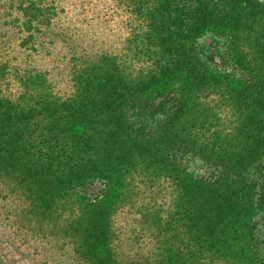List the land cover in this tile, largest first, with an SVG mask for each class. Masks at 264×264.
<instances>
[{
  "label": "trees",
  "instance_id": "1",
  "mask_svg": "<svg viewBox=\"0 0 264 264\" xmlns=\"http://www.w3.org/2000/svg\"><path fill=\"white\" fill-rule=\"evenodd\" d=\"M0 198L55 264H264V0H0Z\"/></svg>",
  "mask_w": 264,
  "mask_h": 264
},
{
  "label": "rangeland",
  "instance_id": "2",
  "mask_svg": "<svg viewBox=\"0 0 264 264\" xmlns=\"http://www.w3.org/2000/svg\"><path fill=\"white\" fill-rule=\"evenodd\" d=\"M102 36L104 37V41H107L106 36L104 34ZM81 42L87 45L92 43L87 38ZM206 44L209 47L208 50H212V55L222 56L224 54L225 41L209 37L206 39ZM221 61V58H217L215 63L221 65ZM90 187L89 191L92 192L91 194L100 192L101 186L94 185L92 187L91 184ZM6 205L7 203L0 198V264H55L58 261H62L64 254L60 256L59 253L62 251L56 246L55 242L42 243L33 240L31 236H26L24 233H19L20 235L15 234L16 228L13 226L12 221H8L6 219L7 216L4 217L6 213L4 207ZM145 247L134 245L132 252L128 251L130 259L137 260L145 256L148 252L146 244ZM64 259L66 261V257Z\"/></svg>",
  "mask_w": 264,
  "mask_h": 264
}]
</instances>
